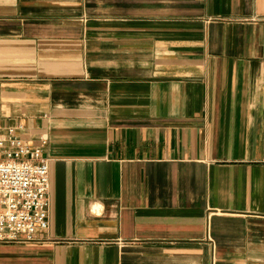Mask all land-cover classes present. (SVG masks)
<instances>
[{
  "label": "crops",
  "instance_id": "crops-1",
  "mask_svg": "<svg viewBox=\"0 0 264 264\" xmlns=\"http://www.w3.org/2000/svg\"><path fill=\"white\" fill-rule=\"evenodd\" d=\"M19 125L50 225L0 264H264V0H0Z\"/></svg>",
  "mask_w": 264,
  "mask_h": 264
},
{
  "label": "built area",
  "instance_id": "built-area-1",
  "mask_svg": "<svg viewBox=\"0 0 264 264\" xmlns=\"http://www.w3.org/2000/svg\"><path fill=\"white\" fill-rule=\"evenodd\" d=\"M22 129L0 126V244L36 242L50 225V161Z\"/></svg>",
  "mask_w": 264,
  "mask_h": 264
}]
</instances>
